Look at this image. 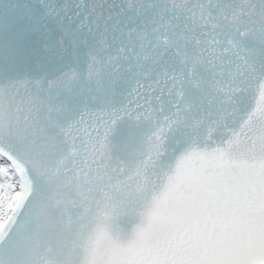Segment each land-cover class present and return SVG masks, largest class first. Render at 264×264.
Listing matches in <instances>:
<instances>
[{"label": "snow or ice", "instance_id": "obj_1", "mask_svg": "<svg viewBox=\"0 0 264 264\" xmlns=\"http://www.w3.org/2000/svg\"><path fill=\"white\" fill-rule=\"evenodd\" d=\"M0 264H264V0H0Z\"/></svg>", "mask_w": 264, "mask_h": 264}]
</instances>
